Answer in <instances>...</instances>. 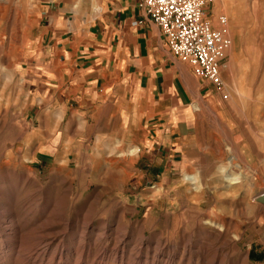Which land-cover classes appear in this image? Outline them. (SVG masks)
I'll use <instances>...</instances> for the list:
<instances>
[{"label":"rangeland","instance_id":"374dc122","mask_svg":"<svg viewBox=\"0 0 264 264\" xmlns=\"http://www.w3.org/2000/svg\"><path fill=\"white\" fill-rule=\"evenodd\" d=\"M33 1L0 0V264H264V205L250 198L264 193V0L211 7L233 42L224 89L195 76L208 93L160 150L48 113ZM116 146L129 150H99ZM191 174L211 197L186 188Z\"/></svg>","mask_w":264,"mask_h":264},{"label":"crops","instance_id":"0c3cea01","mask_svg":"<svg viewBox=\"0 0 264 264\" xmlns=\"http://www.w3.org/2000/svg\"><path fill=\"white\" fill-rule=\"evenodd\" d=\"M139 3L34 0L41 15L35 79L48 84V113L59 117L61 127L74 111L84 132L122 137L120 147L125 138L140 137L143 146L160 150L180 140L179 129L208 89L173 56ZM226 67L225 60L222 79ZM108 140L100 139L98 146H111ZM116 148L99 150H129Z\"/></svg>","mask_w":264,"mask_h":264},{"label":"built area","instance_id":"2783aa9c","mask_svg":"<svg viewBox=\"0 0 264 264\" xmlns=\"http://www.w3.org/2000/svg\"><path fill=\"white\" fill-rule=\"evenodd\" d=\"M217 1L140 0L139 7L160 28L173 56L189 65L197 78L223 90L222 64L233 42L228 36V18L210 17Z\"/></svg>","mask_w":264,"mask_h":264},{"label":"bare ground","instance_id":"6f19581e","mask_svg":"<svg viewBox=\"0 0 264 264\" xmlns=\"http://www.w3.org/2000/svg\"><path fill=\"white\" fill-rule=\"evenodd\" d=\"M132 153H134V151L132 152ZM235 157V156H234ZM234 160H235V158H234ZM233 163V162H232ZM233 166H234V164H232ZM236 166V165H235ZM239 168H241V166H239ZM229 171V170H228ZM242 180L241 179H239V178H228V183H229V186H227V188H229L230 190H237V189H240L241 188V186H242V182H241ZM206 183V182H205ZM252 185H253V182L251 183ZM241 185V186H240ZM238 186H240V187H238ZM192 188L191 190H194V191H196L198 194H201L203 197H211V195H210V193H209V190H208V188H206V186H205V184L203 183V181H201L200 180V178L198 177V176H196V175H190V176H188L187 177V189L188 190H190L189 188ZM262 195V194H261ZM258 196V195H257ZM250 198L252 199V201L253 202H256V200L259 198H254V196L252 197V192H251V194H250ZM251 199H249L250 201H251ZM250 203V202H249ZM258 204V203H257ZM252 205V204H251ZM251 208H254V207H251ZM18 231V230H17ZM51 232V231H50ZM49 232V233H50ZM18 233V235H19V232H17ZM16 233V234H17ZM45 233V232H44ZM16 234H14V235H16ZM52 236H50V234L48 235V234H46L44 237H42V241H46V242H52L54 239H55V237H52ZM25 238V237H24ZM23 238V239H24ZM18 239V238H17ZM20 239V238H19ZM41 239V238H40ZM39 239V240H40ZM29 240H31V239H29ZM42 241H40V242H42ZM49 243V244H50ZM42 244V243H41ZM52 244H53V242H52ZM34 249H36L35 248V244H34ZM37 250V249H36ZM33 252V251H32ZM36 253V252H35ZM20 254V253H19ZM34 254V253H33Z\"/></svg>","mask_w":264,"mask_h":264},{"label":"water","instance_id":"95a60500","mask_svg":"<svg viewBox=\"0 0 264 264\" xmlns=\"http://www.w3.org/2000/svg\"><path fill=\"white\" fill-rule=\"evenodd\" d=\"M257 200L264 205V193Z\"/></svg>","mask_w":264,"mask_h":264},{"label":"trees","instance_id":"16d2710c","mask_svg":"<svg viewBox=\"0 0 264 264\" xmlns=\"http://www.w3.org/2000/svg\"><path fill=\"white\" fill-rule=\"evenodd\" d=\"M251 257H252V258H255V255H254V254H252V255H251ZM259 259H260V258H259Z\"/></svg>","mask_w":264,"mask_h":264}]
</instances>
